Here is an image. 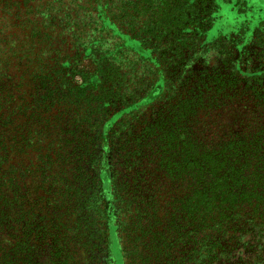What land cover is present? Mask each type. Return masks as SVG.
<instances>
[{"label":"trees","instance_id":"1","mask_svg":"<svg viewBox=\"0 0 264 264\" xmlns=\"http://www.w3.org/2000/svg\"><path fill=\"white\" fill-rule=\"evenodd\" d=\"M112 230L115 264H264V0H0V264Z\"/></svg>","mask_w":264,"mask_h":264},{"label":"rangeland","instance_id":"2","mask_svg":"<svg viewBox=\"0 0 264 264\" xmlns=\"http://www.w3.org/2000/svg\"><path fill=\"white\" fill-rule=\"evenodd\" d=\"M222 15V18H220V20L218 19V21H216L214 23V25L212 26V28L210 30H208V32L206 33V42H211L217 38H219L220 36L222 35H226L227 33V26L230 25V24H233L234 21H233V15H230L229 13H227L224 9L221 13ZM17 67L18 65H15L13 64L12 65V72H16L17 70ZM90 65H89V62L88 61H85L83 62L82 64L80 65H77V67H74V71L77 72L76 74V78L77 80H81V75L83 74H88L89 73V70L90 69ZM147 107L143 110H146ZM142 111V110H141ZM31 126V125H30ZM42 133V132H40ZM43 136H45L46 134L43 133L42 134ZM44 138H42L41 140H43ZM48 139H44L42 141V144H44ZM108 185V184H107ZM30 186H32L35 190L32 191L30 194L32 195H37L38 196H41V188L38 187V191L36 190V187L33 186V184H31ZM29 186V187H30ZM105 187H106V184H105ZM109 192L111 193V190H106V193L105 194V200L106 202L110 201L111 198L109 196ZM103 226H108L109 224H118V220H116L115 218L114 219H110V220H107L105 219L103 222H102ZM101 224V225H102ZM101 229H104V227H101ZM113 231L115 230H112L111 234H110V237H108L107 241L108 243L103 245V247L101 249H95L93 250V254H92V258H90L89 260V264H115V258L114 256H116L118 259H121V254H120V242H121V247L123 248H127V243H129L128 241L126 242L125 240L122 242V234L119 233V230H116V233L118 234H114ZM107 235V234H106ZM119 238H118V237ZM105 237V236H104ZM119 241H117L118 239ZM47 241L50 240V238H46ZM246 241L247 243H252L256 246V243L258 242V245L261 246L264 242V236L261 237L260 236H257V235H254V237H249L247 236L246 237ZM119 246V247H118ZM114 247V248H113ZM111 248H113L112 250V253H111ZM130 247L128 246V250L127 253H128V256H129V259L126 261H124L123 263L126 264L128 263L129 261V264H137V260H136V257L133 255L134 252L131 254V252L133 251H130L129 249ZM75 251V250H74ZM49 252H50V243H46V246L44 247V250L42 252H39L41 256V264H59L57 259H53L52 257L49 256ZM262 253L257 251V247L255 248V251L253 250L251 253H243L241 254V256L243 257V259L245 260V262H247L248 264H259V263H255L259 260H262V259H259L260 255Z\"/></svg>","mask_w":264,"mask_h":264}]
</instances>
